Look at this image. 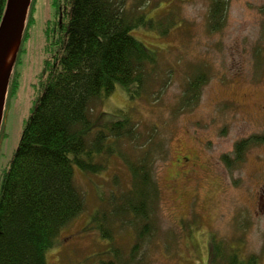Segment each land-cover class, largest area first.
Instances as JSON below:
<instances>
[{"label":"rangeland","instance_id":"rangeland-1","mask_svg":"<svg viewBox=\"0 0 264 264\" xmlns=\"http://www.w3.org/2000/svg\"><path fill=\"white\" fill-rule=\"evenodd\" d=\"M211 1L125 0L130 10L144 11L155 23L141 24L133 34L157 50L159 59L147 67L139 98L130 99L117 85L92 105L95 119L102 111L116 118L129 110L146 132L157 127L155 142L168 148L166 157L153 163L162 195L152 212L156 233L143 248V264H211L216 242L228 252L237 250L245 262L264 264V0H229L225 23L217 30L208 24ZM32 6L29 35L15 67L18 87L6 99L0 171L19 145L47 55L52 0H35ZM200 71L209 77L199 100L181 108L187 81ZM252 136L257 141L237 161V144ZM76 182L85 208L47 249L48 264H99L115 243L128 253L136 235L122 222L125 217L115 222L113 243L95 219L98 212L112 210L110 198L116 200L130 186L126 163L114 156L100 173L77 168Z\"/></svg>","mask_w":264,"mask_h":264},{"label":"trees","instance_id":"trees-1","mask_svg":"<svg viewBox=\"0 0 264 264\" xmlns=\"http://www.w3.org/2000/svg\"><path fill=\"white\" fill-rule=\"evenodd\" d=\"M228 1H211V30L223 27ZM6 4L7 0H0V23ZM32 5L23 42L33 20ZM52 5L54 17L45 27L47 55L31 111L17 149L0 171V264H48L47 249L85 208L76 169L100 173L114 156L128 166L131 184L116 200L110 198L112 210L98 212L95 219L103 237L113 243L117 241L115 222L125 217L122 222L135 229L136 242L128 253L112 244L99 264H143V248L153 242L156 233L152 212L162 195L153 163L156 157H166L168 148L163 141L155 142L157 127L146 132L129 110H120L116 118L102 111L95 119L92 105L117 85L132 100L141 96L148 80L147 67L157 63L159 52L147 47L133 31L141 24L155 27V23L144 11L130 10L125 0H52ZM22 50L23 43L15 67ZM15 67L11 92L19 82ZM208 77L200 71L187 81L181 108L197 103ZM254 138L237 144V161L244 157L242 150L257 141ZM224 159L230 165L228 156ZM234 251L216 242L211 264H251Z\"/></svg>","mask_w":264,"mask_h":264},{"label":"water","instance_id":"water-1","mask_svg":"<svg viewBox=\"0 0 264 264\" xmlns=\"http://www.w3.org/2000/svg\"><path fill=\"white\" fill-rule=\"evenodd\" d=\"M33 0H7L0 23V132L11 76L23 43Z\"/></svg>","mask_w":264,"mask_h":264}]
</instances>
